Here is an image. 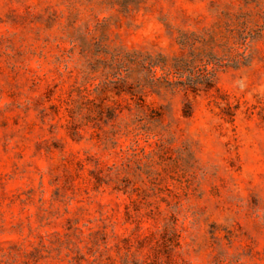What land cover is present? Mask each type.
<instances>
[{
    "label": "rangeland",
    "instance_id": "rangeland-1",
    "mask_svg": "<svg viewBox=\"0 0 264 264\" xmlns=\"http://www.w3.org/2000/svg\"><path fill=\"white\" fill-rule=\"evenodd\" d=\"M0 264H264V0H0Z\"/></svg>",
    "mask_w": 264,
    "mask_h": 264
},
{
    "label": "trees",
    "instance_id": "trees-1",
    "mask_svg": "<svg viewBox=\"0 0 264 264\" xmlns=\"http://www.w3.org/2000/svg\"><path fill=\"white\" fill-rule=\"evenodd\" d=\"M200 84H203L204 89L208 90L212 86V74L210 72H207L200 79L188 83V86H185V87L188 90L196 92L198 91V86Z\"/></svg>",
    "mask_w": 264,
    "mask_h": 264
}]
</instances>
